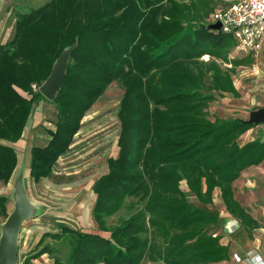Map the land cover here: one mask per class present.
Segmentation results:
<instances>
[{
  "label": "trees",
  "instance_id": "16d2710c",
  "mask_svg": "<svg viewBox=\"0 0 264 264\" xmlns=\"http://www.w3.org/2000/svg\"><path fill=\"white\" fill-rule=\"evenodd\" d=\"M49 0L16 10L12 38L0 43V182L7 184L17 166L16 143L33 106L46 100L38 88L60 53L70 52L58 95L54 130L44 146L30 149L29 175L49 177L57 159L73 142L86 112L112 83L123 88L117 117V157L93 184L92 215L108 237L62 226L44 233L37 253L53 264H208L229 260L228 244L209 232L217 215L188 202L191 193L212 203L215 188L226 211L245 228L258 223L234 199L233 182L264 159V138L239 145L255 126L243 119L209 117L215 93L237 94L230 71L207 54L230 62L231 71L250 60L227 58L230 35L201 23L212 0ZM233 39V38H232ZM210 78L205 84L206 77ZM21 92L25 93L23 95ZM213 92V93H212ZM184 181L187 191L180 187ZM0 195V215L7 217ZM130 212L111 227L106 219L120 208ZM63 243L67 250L45 238Z\"/></svg>",
  "mask_w": 264,
  "mask_h": 264
},
{
  "label": "rangeland",
  "instance_id": "374dc122",
  "mask_svg": "<svg viewBox=\"0 0 264 264\" xmlns=\"http://www.w3.org/2000/svg\"><path fill=\"white\" fill-rule=\"evenodd\" d=\"M48 1L0 0V41H8L12 38L16 10L35 8ZM176 1L184 4H198L197 11L202 6L198 0ZM218 2L219 0H212L211 10L207 15H203L201 23L210 24ZM234 47L235 45L228 53L229 60L240 59L246 55H250V60L236 66L232 71L228 61L207 54L200 58L205 62L214 61L222 70L230 71L233 84L237 89V94L234 95L215 93V100L208 108L210 118L237 117L246 120L251 113L264 107V50L254 56L245 51H235ZM209 82L210 78L207 76L205 84ZM32 88L38 90L35 84ZM122 94L123 88L118 82H112L104 90L82 118L80 129L75 134L72 144L57 159L50 176L39 182H34L29 175V151L32 146L42 147L49 140L47 131L54 130L56 121L55 104L49 100L36 103L33 106V120L28 124L29 127L22 139L14 144L7 143L14 147L18 157L17 167L10 181L7 184L0 182V195L7 197V213L13 208L14 183L20 174H22L28 197L36 207L35 215L24 222L19 235L18 264H52L53 261L48 254H43L30 263L24 261L26 257L37 253L42 247L37 243L44 233L58 232L62 226L102 233L92 215L95 201L92 185L97 177L107 171V159L118 155L117 138L120 122L117 117V107ZM250 133L253 137L257 134L264 136L263 125H255ZM180 187L183 191H187L184 181L181 182ZM234 188V198L246 213L256 219L260 227L254 230L245 228L241 218L232 216L226 211L216 190L212 193V203L207 205L199 202L191 193L187 196L191 205L217 215L218 221L209 228V232L219 235L223 239L222 242L227 243L229 247L228 261L208 264H245L243 259L240 262L235 260L233 254L243 258L249 250L255 252L253 250L255 237L259 239L260 244L264 242V165L238 180ZM133 211L128 210L127 207L120 208L106 219V225L111 229ZM4 220L5 217L0 215V234ZM108 234L109 232L104 233L106 236ZM46 242L60 247V254H65L67 248L63 243H57L50 237L45 238L44 243Z\"/></svg>",
  "mask_w": 264,
  "mask_h": 264
},
{
  "label": "water",
  "instance_id": "95a60500",
  "mask_svg": "<svg viewBox=\"0 0 264 264\" xmlns=\"http://www.w3.org/2000/svg\"><path fill=\"white\" fill-rule=\"evenodd\" d=\"M208 30L220 31V22L205 25ZM75 48V44L64 49L55 60L48 77L39 86L40 94L49 101H52L59 93L65 77L70 52ZM65 56V62L59 67L61 58ZM59 67V68H58ZM244 122L255 125L262 124L264 130V107L253 113ZM13 208L5 218L0 234V264H18L19 235L24 222L31 219L36 212L34 203L28 197L23 184L22 174L18 175L13 189Z\"/></svg>",
  "mask_w": 264,
  "mask_h": 264
},
{
  "label": "built area",
  "instance_id": "2783aa9c",
  "mask_svg": "<svg viewBox=\"0 0 264 264\" xmlns=\"http://www.w3.org/2000/svg\"><path fill=\"white\" fill-rule=\"evenodd\" d=\"M215 22H220L222 33L233 38L235 51L258 55L264 49V0H219L210 20ZM233 257L245 264H264V257L252 250L243 258Z\"/></svg>",
  "mask_w": 264,
  "mask_h": 264
},
{
  "label": "crops",
  "instance_id": "0c3cea01",
  "mask_svg": "<svg viewBox=\"0 0 264 264\" xmlns=\"http://www.w3.org/2000/svg\"><path fill=\"white\" fill-rule=\"evenodd\" d=\"M8 21V20H7ZM6 21V22H7ZM14 21L15 20H13V26H12V29H13V27H14ZM5 42H7V41H0V43H5ZM264 49H262L261 51H263ZM260 51V52H261ZM260 52H259V54H260ZM254 56H257V55H254ZM230 66V68H232V65H229ZM238 66V65H237ZM236 88V87H235ZM237 90V89H236ZM229 94H232V93H229ZM232 95H234V94H232ZM39 103V102H38ZM210 107V106H209ZM32 116H33V110H32V112H31V115H30V118H29V120L27 121V124H26V126H25V128H24V130H23V133H22V136H21V138L18 140V141H20L21 139H22V137L24 136V134H25V132H26V129L29 127L28 126V124L33 120L32 119ZM85 116V115H84ZM215 117H213V118H211V119H214ZM218 118H220V117H218ZM229 118H233V117H229ZM244 120V119H243ZM253 128V127H252ZM252 128H250V129H248L247 131H245L243 134H241V136L238 138V143H239V145H243V144H245V143H247V142H250V141H252L253 139H255L257 136H261V138L263 139L264 138V136H262V135H259V134H257L255 137H253V136H251V133H250V130L252 129ZM120 132V131H119ZM119 136V135H118ZM17 141V142H18ZM4 143H6L7 144V142H5V141H3ZM16 142V143H17ZM10 144H12V143H10ZM14 144V143H13ZM13 147V146H12ZM14 148V147H13ZM16 151V150H15ZM30 152V151H29ZM17 153V152H16ZM17 163H18V157H17ZM30 165V164H29ZM264 165V159L259 163V164H257V165H251V166H249V167H247L246 169H244L241 173H240V176L233 182V188H234V186H235V184H236V182H238V180H240L242 177H244V176H246V174H248L249 172H253L254 170H256L257 168H261V166H263ZM17 167V166H16ZM15 170H16V168H15ZM15 170H14V172H15ZM14 172H13V174H14ZM12 174V175H13ZM12 175H11V177H12ZM11 179V178H10ZM97 179V178H96ZM95 179V180H96ZM10 181V180H9ZM8 181V182H9ZM95 182V181H94ZM94 184V183H93ZM186 185V184H185ZM187 188V187H186ZM214 190H216L217 191V193H218V195L220 196V191H219V189L218 188H215ZM92 191H93V185H92ZM186 192V191H185ZM234 192H235V188H234ZM94 193V192H93ZM95 194V193H94ZM235 194V193H234ZM95 197H96V195H95ZM212 199H213V197H212ZM220 199H221V197H220ZM235 199V198H234ZM236 200V199H235ZM95 202V201H94ZM221 202L223 203V201H222V199H221ZM224 204V203H223ZM94 205V204H93ZM207 205V204H206ZM225 206V205H224ZM93 208V207H92ZM226 209V208H225ZM249 214V213H248ZM250 215V214H249ZM251 216V215H250ZM252 217V216H251ZM253 218V217H252ZM94 219V218H93ZM253 219H255V218H253ZM256 220V219H255ZM258 223V222H257ZM258 227H260L259 226V224H258V226H256V227H254L253 228V230L254 229H256V228H258ZM100 230V229H99ZM102 233H95V232H89V233H94V234H99V235H101V236H104V237H108L109 236V234H110V232L109 231H102V230H100ZM84 232H86V231H84ZM105 232H109V234H108V236H106V235H104V233ZM222 238L220 239V243H222V244H227V243H225V242H222ZM253 244H254V249L253 250H255V253H259L261 256H263L264 257V249L262 248L263 247V245H264V242L263 243H261L260 244V242H259V239L258 238H254V240H253ZM257 244V245H256ZM260 246H262L261 247V249H260ZM44 254H46V253H44ZM43 255V254H42ZM41 256V255H40ZM229 256H230V254H229ZM39 257V256H38ZM37 258V257H36ZM230 258V257H229ZM35 259V258H34ZM33 259H31V260H29L28 262H26V263H30L31 261H32ZM53 261V260H52ZM226 261H228V260H226ZM226 261H221V262H217V263H223V262H226ZM53 264V263H52ZM140 264H163V263H161V262H159V263H153V262H150V261H143V262H141Z\"/></svg>",
  "mask_w": 264,
  "mask_h": 264
},
{
  "label": "bare ground",
  "instance_id": "6f19581e",
  "mask_svg": "<svg viewBox=\"0 0 264 264\" xmlns=\"http://www.w3.org/2000/svg\"><path fill=\"white\" fill-rule=\"evenodd\" d=\"M65 62V56H63L62 58H61V62H60V65H59V67H61L62 66V64ZM58 67V68H59Z\"/></svg>",
  "mask_w": 264,
  "mask_h": 264
}]
</instances>
